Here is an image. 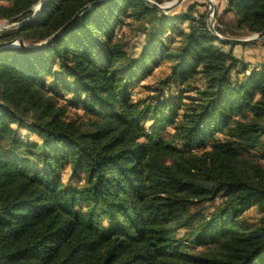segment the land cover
Returning <instances> with one entry per match:
<instances>
[{
  "label": "trees",
  "instance_id": "1",
  "mask_svg": "<svg viewBox=\"0 0 264 264\" xmlns=\"http://www.w3.org/2000/svg\"><path fill=\"white\" fill-rule=\"evenodd\" d=\"M99 1L46 0L0 35L39 43L71 21L41 49L0 51V264H264V63L223 50L191 7ZM38 2L0 0V20ZM224 3L230 28L264 32V0ZM128 20L144 36L136 58L115 33ZM163 60L160 88L133 101Z\"/></svg>",
  "mask_w": 264,
  "mask_h": 264
},
{
  "label": "rangeland",
  "instance_id": "2",
  "mask_svg": "<svg viewBox=\"0 0 264 264\" xmlns=\"http://www.w3.org/2000/svg\"><path fill=\"white\" fill-rule=\"evenodd\" d=\"M160 7L164 8L163 11H160L163 15H167L168 17L181 15L187 12L189 7L192 8V12L194 14H204L206 24L212 27V30L215 34H217L221 38L225 39H233V40H247L253 37L255 34H250L246 31H238L233 30L227 24H232L233 17L231 14L223 15L222 11L225 7L224 0H183L177 5H172L174 0H149ZM213 8L214 13L212 17L208 16L209 8ZM36 8H32L30 10V16L35 12ZM28 18V17H27ZM26 18V19H27ZM8 20H0V30L3 28H8L10 26H15L19 22H9ZM129 23V27H117L115 29V33L118 36L122 37V42L124 43V50L128 56L132 58H136L142 45L144 42V36L140 34V32L136 29V23L132 20L127 21ZM186 23H182L180 25L181 28H185ZM17 29V28H16ZM10 30L7 32L14 31ZM7 32H2L0 35L5 34ZM0 40V43H7L9 41L15 40ZM16 43V42H15ZM41 43V42H39ZM39 43L32 42H24L23 44L26 46H34ZM17 45V44H16ZM231 46H223L222 49L225 51H229L233 56L237 57L239 60H243L248 62L250 65H258L264 63V38L251 43H243L236 44ZM6 50V48H1L0 51ZM249 65V69L250 68ZM256 67V66H254ZM168 73V62L167 61H159L156 66H154L148 76L142 78L138 84H136L130 90V98L133 101L144 99L148 96H151L154 91L160 88V82L164 80ZM170 90H164V94H169ZM188 94V93H187ZM191 96H194L191 94ZM69 96L62 95L59 99V102L62 103V100H67ZM74 114L79 115L81 111L79 109H73L67 107V117L71 118ZM144 126H147L144 125ZM167 132L171 131V128H166ZM21 138L27 140L28 142L35 141L34 137L27 131H19ZM262 162H264L262 160ZM61 178L64 182H66L70 178V171L66 168L60 171ZM76 183L72 182V185L75 186ZM220 203L219 198L214 199L213 201H197L191 208V212L195 213L198 211H202L204 213H209ZM260 215L256 212L255 207H250L245 210L242 214L243 220L248 224H255ZM182 231L178 232L180 236Z\"/></svg>",
  "mask_w": 264,
  "mask_h": 264
},
{
  "label": "water",
  "instance_id": "3",
  "mask_svg": "<svg viewBox=\"0 0 264 264\" xmlns=\"http://www.w3.org/2000/svg\"><path fill=\"white\" fill-rule=\"evenodd\" d=\"M46 0H39V2L33 7V8H36L35 12L29 16L27 19L23 20L22 22H19L17 23L15 26H10L8 28H3L0 30V33L2 32H7V31H10V30H13V29H16L18 27H20L21 25L33 20L37 15L38 13L40 12V10L42 9L44 3H45ZM147 5L159 10V11H163L164 8L160 7L159 5L149 1V0H143ZM183 0H174L172 5H177L179 4L180 2H182ZM100 2H103V0H100L99 2L97 3H93L91 4L90 6H93V5H97L98 3ZM89 6V7H90ZM88 6L85 7L82 11H80L77 15H79L80 13H82L83 11H85L86 9L89 8ZM213 13H214V10L213 8H209V13H208V16L209 17H212L213 16ZM11 22V20H8L6 23H9ZM71 21L69 23H67L61 30H59L56 34H54L52 37H50L49 39L37 44V45H34V46H26L23 44V41L22 39L20 38H16L15 40H12V41H9L7 43H0V49L1 48H6V49H18V48H23V49H26V50H37V49H41L45 46H48L50 45V43L56 39L57 37H59L60 35H62V33L65 31V29L70 25ZM208 27V30L212 33L213 36H215L217 39L221 40L222 42H225V43H228V44H232V45H236V44H243V43H251V42H255V41H258L260 39H263L264 38V32H261L259 34H255L253 37H251L250 39H247V40H233V39H225V38H221L219 37L217 34H215L212 30V27L208 24L207 25ZM16 42V43H15ZM17 44V45H16Z\"/></svg>",
  "mask_w": 264,
  "mask_h": 264
},
{
  "label": "crops",
  "instance_id": "4",
  "mask_svg": "<svg viewBox=\"0 0 264 264\" xmlns=\"http://www.w3.org/2000/svg\"><path fill=\"white\" fill-rule=\"evenodd\" d=\"M237 58V57H236ZM238 59V58H237ZM246 62V61H245ZM248 63V62H247ZM253 66H256V65H250V68H252Z\"/></svg>",
  "mask_w": 264,
  "mask_h": 264
},
{
  "label": "bare ground",
  "instance_id": "5",
  "mask_svg": "<svg viewBox=\"0 0 264 264\" xmlns=\"http://www.w3.org/2000/svg\"><path fill=\"white\" fill-rule=\"evenodd\" d=\"M212 1V0H211Z\"/></svg>",
  "mask_w": 264,
  "mask_h": 264
}]
</instances>
